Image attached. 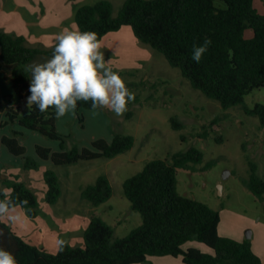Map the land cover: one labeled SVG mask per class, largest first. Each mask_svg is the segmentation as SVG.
Listing matches in <instances>:
<instances>
[{
	"label": "trees",
	"instance_id": "obj_1",
	"mask_svg": "<svg viewBox=\"0 0 264 264\" xmlns=\"http://www.w3.org/2000/svg\"><path fill=\"white\" fill-rule=\"evenodd\" d=\"M217 1L225 4L219 7ZM75 21L80 31H94L100 42L111 32L132 26L138 39L163 53L169 63L181 69L192 86L207 97L221 103L224 109L241 106L250 116L260 118L264 128V104L254 108L246 105V96L264 87V13L255 7V0H125L118 16L110 0L78 6ZM253 30L250 37L248 31ZM210 40L208 50L199 63L192 59L193 49ZM54 47V46H53ZM50 49L30 47L26 39L0 29V71L11 81L15 97H29L31 73L26 70L40 53L52 56ZM13 96V97H14ZM83 109L91 108V101H78L76 110L84 122ZM0 112H6L11 122L60 141L61 151L37 146L43 160L54 166H69L83 160L113 159L135 146L132 135L116 134L112 142L99 139L93 148H67V136L57 130L55 109L41 113L35 105L26 115L14 105L0 99ZM176 129L183 125L173 119ZM16 136L19 133L15 134ZM16 136H5L4 145L15 156L24 158L27 170L39 168V162L26 156V147ZM204 160V153L193 147L176 153L169 159H155L144 170L124 182V192L132 208L140 212L144 223L128 236L115 239V229L103 218L93 215L84 231V245L74 246L64 241L57 254H51L27 242L6 222L0 220V249L12 253L18 264H141L149 256L183 257L185 264H263L246 240L242 243L221 236V214L208 204L181 195L178 191V169H196ZM245 184L258 198H264V179L256 164ZM48 185L46 200L56 205L63 193L60 176L54 169L45 173ZM12 189L13 202L26 209L32 218L40 214L37 194L19 176L3 180ZM114 194L107 176H100L95 184L81 192L83 200L99 206ZM4 199L3 192L1 193ZM197 240L211 248L203 252L185 244Z\"/></svg>",
	"mask_w": 264,
	"mask_h": 264
},
{
	"label": "rangeland",
	"instance_id": "obj_2",
	"mask_svg": "<svg viewBox=\"0 0 264 264\" xmlns=\"http://www.w3.org/2000/svg\"><path fill=\"white\" fill-rule=\"evenodd\" d=\"M112 2L118 16L124 3L120 0ZM217 5L225 7L221 1H217ZM255 6L264 12V0H256ZM248 35L253 37L254 31L249 30ZM145 47L150 49V60L138 69L119 74L135 94L127 111L116 115L108 108L83 109L84 122H81L75 109L57 119L58 132L67 136L68 150L93 148V142L99 139L110 143L116 134L134 136L133 149L113 159L99 158L69 166H54L51 160L39 157L37 146L58 152L61 151L60 141L24 128L19 122H11L4 114L6 112H0V157L4 150L14 159L12 167L20 168L24 182L37 194L41 209L48 211L50 207L60 223L69 220L68 223L75 227L79 217L91 220L97 215L114 227L115 239H119L144 223L142 214L132 208L125 195L124 182L143 171L152 160L169 159L176 153L196 147L204 153V160L196 165L195 170L178 169L179 193L218 210L221 214L219 234L240 243L251 241L254 252L264 264V198H258L245 184L251 176V163L257 165L258 173L264 179V128L260 118L247 115L241 106L224 109L220 102L195 89L181 69L173 67L163 53L151 46ZM14 95V88L11 93L8 88L5 91L0 89V99L9 106L18 98ZM245 101L250 108L264 104V87L252 91ZM29 112L30 109H21L22 115ZM174 118L183 125L182 129L174 127ZM4 135L16 136L26 147V156L38 161L39 168L25 169L24 158L13 156L2 144ZM2 164H6L4 160ZM48 169L56 170L63 188L59 202L52 206L46 200L45 173ZM28 172H33L36 178L40 176L39 180L31 184ZM103 175L109 178L114 194L106 203L95 206L83 200L81 192ZM26 212L32 221L35 220ZM67 236H71L70 233ZM191 247L203 252L213 251L197 240L183 248ZM141 264L185 263L181 256H149Z\"/></svg>",
	"mask_w": 264,
	"mask_h": 264
},
{
	"label": "crops",
	"instance_id": "obj_3",
	"mask_svg": "<svg viewBox=\"0 0 264 264\" xmlns=\"http://www.w3.org/2000/svg\"><path fill=\"white\" fill-rule=\"evenodd\" d=\"M98 1L100 0H0V29L7 33L24 37L27 45L30 47L50 49L56 42L57 34L64 28L74 26L76 29L80 30L75 21L76 7L94 4ZM110 1L112 2L113 0ZM121 1L122 3L125 2V0H120V2ZM256 8L261 13H264L259 7ZM101 44V51L104 54L105 61L111 60L112 63L110 67L114 71H119V74L122 71H132L140 68L144 62H148L152 57L149 51L150 49H147L145 45L143 46V43L138 39L131 26H124L119 31L109 33L103 38ZM50 58V55L40 53L34 58L31 64L43 63ZM7 88L8 93H11L14 88L13 83L6 80L4 74L0 71V89L1 91H5ZM4 95L5 94L2 96ZM27 99L28 97L22 99L17 98L12 105L20 109L23 107L25 109H31L32 106L28 107L27 105ZM4 114L7 115L6 113ZM5 136L7 135L2 137L3 145V138ZM1 155L0 199L1 193L10 189L2 185L4 179L16 175L24 182L20 174V168H13V165H11L14 159L4 150ZM3 160L6 164H2ZM15 165L18 166L19 163ZM7 166H9V168H6ZM28 173L31 184L39 180L40 176L36 178L33 176V172ZM45 190L46 192L48 191V185H46ZM50 205L51 204H49V206ZM48 208V211L41 209L40 214L32 221L26 209L20 207L17 210L19 213V219L17 221H3L27 242L51 254H57L59 252L61 248L60 242L62 241H68L74 246L84 245L83 234L90 224V218L79 217L74 227L68 223L69 220L60 223L54 211L50 209V207ZM67 233H70L71 236H67Z\"/></svg>",
	"mask_w": 264,
	"mask_h": 264
},
{
	"label": "clouds",
	"instance_id": "obj_4",
	"mask_svg": "<svg viewBox=\"0 0 264 264\" xmlns=\"http://www.w3.org/2000/svg\"><path fill=\"white\" fill-rule=\"evenodd\" d=\"M210 44L211 41L206 39L195 47L192 59L199 63ZM101 48L96 32H82L74 26L64 28L56 36L51 58L26 66L32 76L28 107L35 105L41 113L54 108L57 119L73 112L78 101H91L93 110L108 108L116 115L127 111V105L135 100V94L119 73L112 70V61H105ZM12 191L5 190L4 199H0V220L17 221L18 208L27 203L13 202L9 195ZM0 264H18V261L12 253L0 249Z\"/></svg>",
	"mask_w": 264,
	"mask_h": 264
},
{
	"label": "water",
	"instance_id": "obj_5",
	"mask_svg": "<svg viewBox=\"0 0 264 264\" xmlns=\"http://www.w3.org/2000/svg\"><path fill=\"white\" fill-rule=\"evenodd\" d=\"M248 237H251V234H249V236Z\"/></svg>",
	"mask_w": 264,
	"mask_h": 264
}]
</instances>
